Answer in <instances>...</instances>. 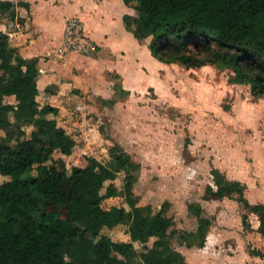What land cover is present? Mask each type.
Returning a JSON list of instances; mask_svg holds the SVG:
<instances>
[{
	"label": "rangeland",
	"instance_id": "obj_1",
	"mask_svg": "<svg viewBox=\"0 0 264 264\" xmlns=\"http://www.w3.org/2000/svg\"><path fill=\"white\" fill-rule=\"evenodd\" d=\"M11 1L18 16L29 22V27L13 23L11 45L29 53L20 34H13L25 33L26 28L40 37L51 36L52 48L43 56L52 59L61 79L72 78L59 97V92L51 95L43 86L37 95L41 105L58 108L49 116L75 139L71 155L55 152L54 157L65 158L68 167L85 165L89 156L107 162L110 148L118 144L139 163L133 185L137 205H149L153 212L163 208L171 217L172 244L186 264H264V257L250 253L251 248L264 250L258 216L228 197L203 198L205 187L214 186L216 168L243 183L249 202H264V97H254L248 84L233 82L228 68H187L157 60L148 48L151 37L137 39L125 26L124 14L137 15L133 3L124 2L122 14L116 2L102 7L104 0ZM33 4L48 27L41 26L42 20L38 30L31 26ZM4 19L0 14V29L7 31ZM97 33L99 37L92 35ZM43 72L39 68V74ZM51 88L56 92L60 86ZM5 102L16 100L6 96ZM31 129L26 127L28 135ZM123 177L120 172L114 180L120 191ZM8 179L0 174V183ZM192 202L199 203L211 220L202 247H188L181 238L183 231L197 227V218L188 213ZM102 205L129 208L121 194L106 198ZM243 213L249 216V229L244 227ZM126 228L121 224L103 228L102 233L129 241ZM134 246L142 245L134 242Z\"/></svg>",
	"mask_w": 264,
	"mask_h": 264
},
{
	"label": "trees",
	"instance_id": "obj_2",
	"mask_svg": "<svg viewBox=\"0 0 264 264\" xmlns=\"http://www.w3.org/2000/svg\"><path fill=\"white\" fill-rule=\"evenodd\" d=\"M123 1L137 11L124 14L126 28L137 39L151 37L148 48L157 60L228 68L233 82L248 84L254 97H264V0ZM0 14L8 24L7 31L0 29V131L5 132L0 134V174L9 177L0 183V264H186L172 244L171 217L163 208L153 212L149 205H137L133 185L139 163L128 152L113 144L107 162L89 156L85 165L70 167L65 158L54 157L55 152L71 155L75 139L49 116L58 108L37 100L38 58L23 56L10 43L13 23H24L15 3L0 0ZM6 96L16 103L5 102ZM27 126H32L29 135ZM120 172L121 191L114 182ZM212 174L214 186L205 187L203 198L236 200L258 216L264 236V202H249L243 183L219 169ZM120 194L129 208L102 205ZM187 208L198 223L181 238L188 247H202L211 220L199 203ZM242 221L251 228L247 213ZM121 224L129 241L102 233ZM250 253L264 257L259 248Z\"/></svg>",
	"mask_w": 264,
	"mask_h": 264
},
{
	"label": "crops",
	"instance_id": "obj_3",
	"mask_svg": "<svg viewBox=\"0 0 264 264\" xmlns=\"http://www.w3.org/2000/svg\"><path fill=\"white\" fill-rule=\"evenodd\" d=\"M103 1V0H102ZM116 2L117 4H119L120 8H122L121 10V13L124 14V12H126V5L124 3L123 0H104V5H101L102 7L103 6H109V5H112V3ZM95 4V3H94ZM98 8L100 7V5L98 3L95 4ZM29 7V6H28ZM109 9V8H108ZM31 14H32V18H30V24L31 26L32 25H35L36 27V30H38V28H40L39 26L41 25V23L39 22V20L41 21L42 18L39 16L40 15V12L37 8V6H35V4H33L31 6ZM120 10L118 9L117 12H119ZM78 12L79 14L81 15L82 13V10L81 9H78ZM117 14V13H116ZM63 19L61 20V23H60V31H59V35L58 36H61L62 34V22H63ZM44 23L41 25V26H44V27H48V22L42 20ZM26 23V20H24V24ZM29 27V22L26 23ZM87 26L91 29L93 28L90 24H87ZM38 27V28H37ZM29 29V28H28ZM31 29V28H30ZM20 34L18 35V38L20 36V41L22 44L25 43L29 53L27 55H24L23 52H21V54L23 56H33V57H38V63H39V68H43L44 69V72L42 74H39L38 75V78H37V86H38V90L40 92V88L43 86L46 88V92L48 91L49 94L51 95H54L55 93L59 92L58 93V96L62 93H63V88L65 86H69V84L71 83L69 80L71 77H69L68 80H64V79H61L62 76L55 71V64L52 63V59H48L47 57L43 56L45 54V52H50L49 51V48H52L50 47L51 43H53L52 41V37L51 36H46L45 34L43 36H38V34L35 35V32H33L32 30L30 31H27V28H26V31L25 33H23L22 31H15L13 34ZM93 33V32H92ZM94 37H99L98 36V33L97 34H92ZM48 38V39H47ZM54 39V38H53ZM47 40V41H46ZM20 43V44H21ZM19 44V45H20ZM18 45V46H19ZM21 46V45H20ZM20 49V48H19ZM72 79V78H71ZM70 82V83H69ZM53 84H59L60 86V89L56 90V92L54 91L53 92V89L51 88V86ZM39 94V93H38ZM50 96V95H49ZM50 104V103H48Z\"/></svg>",
	"mask_w": 264,
	"mask_h": 264
},
{
	"label": "built area",
	"instance_id": "obj_4",
	"mask_svg": "<svg viewBox=\"0 0 264 264\" xmlns=\"http://www.w3.org/2000/svg\"><path fill=\"white\" fill-rule=\"evenodd\" d=\"M70 32H71V29H70ZM71 34V33H70ZM67 40H69V41H71V37L68 35V38H67ZM68 45H70L71 46V42H68ZM67 47V46H66Z\"/></svg>",
	"mask_w": 264,
	"mask_h": 264
}]
</instances>
